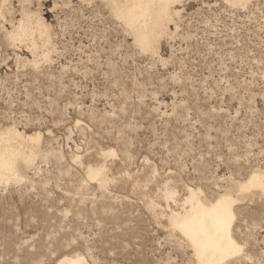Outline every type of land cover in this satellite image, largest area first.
<instances>
[{
	"label": "rangeland",
	"instance_id": "obj_1",
	"mask_svg": "<svg viewBox=\"0 0 264 264\" xmlns=\"http://www.w3.org/2000/svg\"><path fill=\"white\" fill-rule=\"evenodd\" d=\"M232 2L173 0L180 15L143 50L102 0H0V128L42 135L22 179L0 183V264H198L170 221L187 187L212 201L264 170V0ZM23 16L34 38L14 41ZM254 191L224 264H264Z\"/></svg>",
	"mask_w": 264,
	"mask_h": 264
},
{
	"label": "bare ground",
	"instance_id": "obj_2",
	"mask_svg": "<svg viewBox=\"0 0 264 264\" xmlns=\"http://www.w3.org/2000/svg\"><path fill=\"white\" fill-rule=\"evenodd\" d=\"M235 1L246 2V0ZM102 2L111 6L114 14L123 20L127 30L134 37V42L143 50H153L160 36L169 33L168 24L173 16L180 15L173 7V0H102ZM6 10V6L0 8V17L5 16ZM24 16L16 25H11L9 35L14 41L34 38L28 17ZM37 24L39 34L45 36L49 42L48 29L44 27L39 16ZM31 46L34 51L38 48L34 41ZM41 141L40 133L28 134L15 125L0 128V183L22 179L20 166L30 167L33 164ZM105 155L115 157L116 153L108 149ZM88 177L92 181L104 179V167H89ZM254 190L264 192V170L254 171L246 180L232 183L229 189L212 201L203 198L201 189L187 187L183 211L180 213L172 211L170 221L188 240L198 264H224L229 259L241 255L243 248L234 237L235 206L241 198ZM233 192H237L239 196H234ZM175 194L167 186L164 198L168 202L176 201ZM59 264H89V262L85 257L77 254L63 258Z\"/></svg>",
	"mask_w": 264,
	"mask_h": 264
}]
</instances>
